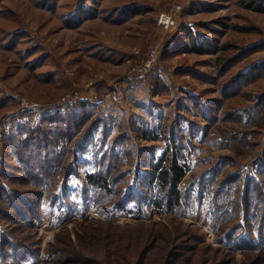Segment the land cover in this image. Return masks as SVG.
<instances>
[{
    "label": "rangeland",
    "instance_id": "1",
    "mask_svg": "<svg viewBox=\"0 0 264 264\" xmlns=\"http://www.w3.org/2000/svg\"><path fill=\"white\" fill-rule=\"evenodd\" d=\"M127 3L141 6L146 21L142 20V14L130 17L123 13ZM177 3L185 4V7L179 14L175 32L168 35L171 43L165 42L166 39L161 53L176 38L190 47L185 49L186 45H182L170 57L167 73L172 86L163 93H157L153 85L151 92L141 86L122 87V91L117 92L116 88L111 95H103L108 98V104L97 108L102 121L93 133L94 140L85 136L96 118L93 114L79 133L75 127L71 128L76 135L71 138L69 161H65L68 168L62 166L56 182L48 186L40 219L28 228L29 240L38 250L28 264H35L40 256L42 259L38 264H51L48 261L51 248L57 246L60 237L66 238L69 233L77 243L74 231L85 219L105 217L124 227L140 224L133 215L139 207L127 205L126 210H113L114 206L107 204V198L108 202L116 199L87 189V173L98 170V161L117 136L119 141L122 140L121 135L123 142L116 150L122 152L124 162L117 172L122 174L124 192L129 190L137 175L148 171L152 160H158L175 144L181 146L191 167L182 182L183 204L169 211L152 205L150 197L143 204L147 223L160 222L169 228L182 224L199 239L184 242L185 248L200 249L212 245L231 253L226 258H236L237 262L243 261L249 250L238 243L242 239L247 242L252 238L254 244L264 243L253 214L235 219L232 208L224 207L213 180V174L223 165L221 160L224 158L232 157L235 162V165L230 163L225 167L228 172L243 166L249 171L256 161L264 164V105L256 106L258 96L264 95V71L249 83L250 95L241 101L244 123H247L234 127L226 126L222 121L223 113H218L216 120L206 119L202 108L192 101L191 93L202 95L204 101L222 98L218 83L198 80L192 75H175L176 68L183 64L196 65L203 72H209L207 74L217 75L218 81H224L249 69L252 64H263L264 48H261L238 61L220 77L213 66L200 65L206 61L217 64L214 60L217 55L199 52L191 38L194 36L203 42L215 40L221 47L228 42L244 46L264 38V11L254 7L264 6V0H0V96L19 93L32 101L45 102L33 96L44 91L42 78L51 73L61 84L67 85L74 80L73 85L79 90H89L90 83L91 86H103L105 81L117 77V82H122L121 76L130 71L129 63L125 62L128 57L135 52L144 54L152 45V39L147 37L148 30L153 27L152 16ZM84 4L94 5L96 15L73 27L71 19ZM13 12L18 14L16 19ZM20 18L24 20L19 22ZM20 23H24L32 35L21 37L22 41L13 45L12 35L22 26ZM249 25L260 28V32L246 31L244 26ZM39 41L44 43L45 49L38 46L36 54L27 55V48L38 45ZM13 111L17 113L18 108L11 110L15 114ZM2 122L7 120L0 116V129ZM105 127L111 133L104 141ZM69 169L71 174L66 177ZM226 202L228 204V200ZM101 209L105 211L101 213ZM239 222L245 223V230L237 234L240 239L230 241ZM255 250L264 252V244Z\"/></svg>",
    "mask_w": 264,
    "mask_h": 264
},
{
    "label": "trees",
    "instance_id": "2",
    "mask_svg": "<svg viewBox=\"0 0 264 264\" xmlns=\"http://www.w3.org/2000/svg\"><path fill=\"white\" fill-rule=\"evenodd\" d=\"M94 7L92 4L78 7L71 19L74 21L73 27L95 16ZM254 7L264 11V6ZM143 11L144 9L137 4H128L123 8V13L130 16ZM13 13L16 19L18 14ZM21 18L19 22L24 20ZM156 22L157 19L152 18L153 26ZM20 25L22 26L12 35L13 45H16L21 37L32 35L24 23ZM244 28L246 31L249 29L252 32H260V28L255 25L244 26ZM191 42L199 52L217 55L214 58L217 64L206 61L200 65L213 66L220 77L251 52L264 48V38L244 46L228 42L221 47L215 40L203 42L194 36ZM182 45L185 47L186 43L176 38L170 46L163 49L158 63L150 73L142 76L126 75L125 78L129 80L131 86H143L148 92L153 90V85L157 93L169 90L173 84V82L169 84L170 77L167 73L170 67L169 60L176 53V49ZM38 46L40 49H45L44 43L39 41L38 45L27 48V55L36 54ZM188 46L186 45L185 49L190 47ZM148 51L149 49L143 55ZM195 66L183 64L176 68L175 75H192L195 79L220 85L218 90L222 98L204 101L201 99L202 95L190 94L196 106L202 108L201 112L206 119L216 120L218 113H223L222 121L226 126L246 124L241 101L250 95L249 83L264 71V63L252 64L249 69L224 81H218L217 75L207 74L209 72H203ZM53 76L51 73L42 78L44 91L34 95V99L52 102V99H58L57 97L63 96L72 87L74 80L66 85L61 84ZM20 105L21 99L15 94L0 96V116L7 120L5 123L2 122L3 127L0 129V264H28L31 258L38 254L37 246H33L29 240L28 228L40 219L48 186H53L62 166L64 169L67 165L65 161H69L67 157L72 150L71 138L76 135L71 128L75 127L76 132L79 133L81 127L93 114L96 118L87 128L85 136L94 140L93 133L102 121L97 109L99 107L88 102L50 103L42 107L43 110L42 108L19 109ZM263 105L264 95H259L256 106ZM17 108V113L13 111L15 114H12L11 110ZM221 109L223 112H220ZM90 128L91 131H89ZM107 130L108 128L105 127L102 135L104 141L105 137L111 133ZM121 137L122 140L119 141L117 136L112 146L104 152L101 160L98 161V170L87 173V189L98 190L101 195L105 193L116 199L108 202L107 198V204H113V210H126L127 205L139 207L137 213L133 215L138 218L140 224L124 227L114 224L112 220L105 217L99 220L94 219L95 217L85 219L79 224V229L74 231L77 243L72 240L69 233L66 238L60 237L57 246L51 248L48 252V261L51 264H264V252L255 250L264 243L254 244L252 238L247 242L244 239L238 242L249 250L245 252L247 257L237 262L236 258H226L231 253L212 245L200 249L185 248L184 242L199 239L182 224H175L173 228H169L160 222L147 223L148 221L144 218L143 204L150 197L152 205L169 211L183 204L185 190L182 189V182L191 167L184 158L181 146L175 144L165 150L158 160H152L148 171L143 175H137L130 184L129 190L124 192L121 184L122 174L117 172V168L124 162L121 159L122 152L116 150L117 145L123 142V135ZM221 161L223 165L213 174V180L219 189L220 199L226 205L224 207H231L233 217L238 220L245 214H253L259 223L261 237H264V164L256 161L252 163L249 171L248 167L243 166L237 171L228 172L224 169L230 163L235 165L234 160L230 157ZM70 174L69 169L65 175L68 177ZM111 177L112 184L109 186ZM121 190L122 193H119ZM120 194L122 195L119 198ZM102 211L105 210L101 209V213ZM244 230L245 223L239 222L230 241L240 239L237 234Z\"/></svg>",
    "mask_w": 264,
    "mask_h": 264
},
{
    "label": "built area",
    "instance_id": "3",
    "mask_svg": "<svg viewBox=\"0 0 264 264\" xmlns=\"http://www.w3.org/2000/svg\"><path fill=\"white\" fill-rule=\"evenodd\" d=\"M185 4L177 3L171 8L161 11L158 15V26L164 31H171L177 28L179 14L184 10ZM162 43L159 41L152 42L149 47V51L141 56L132 66L130 67L129 76H142L150 73L152 69L158 63L161 55ZM80 88H72L66 92L63 96L52 102H35L27 97L16 93L15 96L21 99V105L19 109H39L42 107L52 104H63V103H76V102H88L96 107H104L108 104L107 97H96L89 90H79ZM41 257V256H40ZM38 258L35 264L42 259Z\"/></svg>",
    "mask_w": 264,
    "mask_h": 264
},
{
    "label": "crops",
    "instance_id": "4",
    "mask_svg": "<svg viewBox=\"0 0 264 264\" xmlns=\"http://www.w3.org/2000/svg\"><path fill=\"white\" fill-rule=\"evenodd\" d=\"M248 3H250V1ZM128 4H131V3H127L125 5H128ZM161 11H163V10H161ZM161 11H159L158 13H156L155 15H153L152 18H154L156 20L157 17H158V15H159V13ZM138 14H142L143 15L142 20L146 21L145 20L146 19V16H144V14H145L144 12H140ZM138 14H136V15H138ZM136 15H132L130 17H134ZM152 18H151V20H152ZM175 29L174 30H171V31H164L162 28H160L158 26V21H157L156 24L153 27H150V29L148 30L149 33H148V36L147 37L151 38L152 39V42L159 41L162 44H164V41L168 38L169 33L175 32ZM167 40L165 41L167 43H171V41H172V39H167ZM141 56H143V54H140V53H136L135 52V53H133L131 55V57H128V59L125 62L127 64L129 63V66L131 67L132 64H134ZM126 75H127V73L125 75L121 76V78H122L121 81L122 82H117V80H119V77H117V79L114 78V79H112L110 81H105L104 84H103V86H101V84H99L100 85L99 87H97L96 85L91 86L92 83H90V84H88L87 87L88 88L90 87V89H89L90 93H93L94 96H96V97H102L103 95H107V96L108 95H111V91L115 92L114 90H116V88L118 89L117 92L122 91L121 90L122 87L139 88V87H136V86L135 87L134 86H131L130 83H129V80H127L125 78ZM75 86L76 85H73V87H75ZM141 87H143V86H141ZM104 97H106V96H104Z\"/></svg>",
    "mask_w": 264,
    "mask_h": 264
}]
</instances>
